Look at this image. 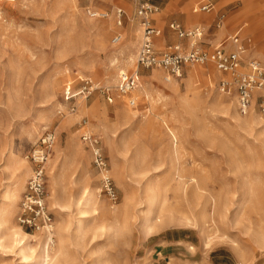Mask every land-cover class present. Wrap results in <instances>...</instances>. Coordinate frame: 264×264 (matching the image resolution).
I'll return each instance as SVG.
<instances>
[{
  "label": "rangeland",
  "instance_id": "rangeland-1",
  "mask_svg": "<svg viewBox=\"0 0 264 264\" xmlns=\"http://www.w3.org/2000/svg\"><path fill=\"white\" fill-rule=\"evenodd\" d=\"M155 2L152 19L163 31L158 50L188 48L169 29L177 22L202 27L208 52L228 37L250 39L240 73L251 60L264 64V0ZM209 2L212 12H202ZM137 7L132 0H0V264H35L44 247L53 264H264L256 242L264 235V92L255 90L243 114L236 78L212 63L187 66L172 82L160 70L138 67ZM190 15L204 20L190 22ZM225 48L234 49L231 42ZM120 72L137 83L124 96L117 92ZM86 80L95 88L87 98L79 95ZM222 80L233 82L231 93L222 92ZM47 132L56 137L46 164L51 233L18 223L34 168L27 156ZM85 134L100 140L116 204L101 190ZM19 160L29 169L23 182ZM216 209L208 231L204 222ZM14 233L28 235L23 253Z\"/></svg>",
  "mask_w": 264,
  "mask_h": 264
},
{
  "label": "built area",
  "instance_id": "built-area-1",
  "mask_svg": "<svg viewBox=\"0 0 264 264\" xmlns=\"http://www.w3.org/2000/svg\"><path fill=\"white\" fill-rule=\"evenodd\" d=\"M137 4V13L141 18L143 34L141 44L137 54V65L151 70H160L164 73V80L172 82L182 77L184 68L194 65H206L212 63L218 71L223 74H231L234 81L238 98L239 108L246 114L253 102L255 90L264 89V64L258 60H251L248 63V72L240 73L239 70L244 65V58L247 47L238 36L228 37L226 41L217 46L213 51H205L202 47L205 31L202 27L190 29L183 28L179 23L173 22L169 25L178 38L189 42L188 48L183 44L167 46L164 50L156 48V39L163 35V32L154 26L152 15L156 13L157 7L152 0H132ZM214 9L212 3H207L201 7L202 12L209 13ZM124 11L118 9L116 17L118 24L122 25ZM100 18L106 14L99 15ZM224 16L219 21V26L223 25ZM119 36L113 39V43H119ZM231 42L234 47L229 51L225 44ZM137 83L134 76L122 72L119 76L117 92L120 96L132 93L136 89ZM233 82L222 80L221 90L224 93H231ZM95 88L90 80L83 81L79 95L89 97ZM72 86L68 85L65 90L66 101H71L75 95L72 94ZM109 90L106 91L107 95ZM108 100L113 102V98L108 96ZM264 105V97H263ZM75 112V108L71 109ZM56 137L53 132H47L27 156V160L33 165V173L28 182L26 194L20 205L18 223L22 228L34 231H45L51 233L53 230V217L49 211L46 193V164L55 145ZM84 142L91 148L93 153L94 168L101 176L102 192L109 198L111 203L118 202V193L114 180L110 173L108 161L103 153L100 140L91 134L83 136Z\"/></svg>",
  "mask_w": 264,
  "mask_h": 264
},
{
  "label": "bare ground",
  "instance_id": "bare-ground-1",
  "mask_svg": "<svg viewBox=\"0 0 264 264\" xmlns=\"http://www.w3.org/2000/svg\"><path fill=\"white\" fill-rule=\"evenodd\" d=\"M103 14V13H102ZM192 17V16H191ZM110 25H112V22H108ZM118 53V52H117ZM121 73V72H120ZM193 73V72H192ZM193 75V74H192ZM173 87H175V86H173ZM150 124H153L155 121H154V119L153 118H150ZM166 123V122H165ZM166 126H167V128H168V130H170V132H172V138H173V140H174V142H175V140H176V135L173 133V130H172V128L168 125V123H166ZM60 152H58L57 151V154L58 155H60L59 154ZM57 161V159H55L54 160V162H56ZM17 162V161H16ZM19 163L17 164V166H16V173L18 174V173H21V175H20V177L22 178V182L23 181H25V179H27V177L29 176V169L26 167V166H23V165H21V160H19L18 161ZM54 170V169H53ZM58 177H59V169H58V171L54 174V180L55 181H57V179H58ZM54 181V182H55ZM198 185V189H200V191H201V187H200V183H198L197 184ZM15 192V191H14ZM8 194V193H7ZM16 196H17V193H16ZM13 203V202H12ZM82 204V203H81ZM165 211H161V215H162V213H164ZM85 212L83 211V210H80V212H79V214L80 215H82V214H84ZM207 213V212H206ZM204 215H205V213H204ZM218 215H219V211H218V209H216V210H214V213H213V215H211V216H209L210 217V219L208 220V221H205L204 223L206 224V227L208 228V231H213L214 230V227L216 226V224H217V217H218ZM208 216V215H207ZM204 217L205 216H203V217H200V219H198V220H195L194 222H193V226H199V224H200V221H201V218H202V222H203V219H204ZM164 219H161L160 221L162 222ZM189 221V220H188ZM162 224V223H161ZM81 228H82V224H81V221H79V224H78V228H77V230H76V232H75V234H76V236L79 234V230H81ZM24 234V233H23ZM27 236L28 235H22V234H20V233H14L13 235H12V242H13V245H16V246H19L20 248H22L21 249V251H22V253H23V251H25V249H26V247H27V244H26V238H27ZM256 242H257V244L259 245V248L260 249H264V235H257V238H256ZM11 244V243H10ZM15 247V246H14ZM16 248V247H15ZM30 250V249H29ZM27 251V250H26ZM32 252V251H31ZM31 252H28V253H31ZM42 252V255H41V257L38 259V260H36L35 261V264H45V263H48V264H53V261H49V252H48V249H46L45 247L43 248V250L41 251ZM25 254V253H24ZM57 255V254H56ZM25 256L27 257V255L25 254ZM29 256H30V254H29ZM241 256H242V258H243V254L241 253ZM27 258H29V257H27ZM25 259V258H24ZM55 259H56V257H55Z\"/></svg>",
  "mask_w": 264,
  "mask_h": 264
},
{
  "label": "crops",
  "instance_id": "crops-1",
  "mask_svg": "<svg viewBox=\"0 0 264 264\" xmlns=\"http://www.w3.org/2000/svg\"><path fill=\"white\" fill-rule=\"evenodd\" d=\"M194 1H197V0H194ZM211 3V2H210ZM153 4L157 7V11H156V13L158 12V10H159V6L157 5V2H155V0H153ZM195 12H198V10H196ZM212 12V11H211ZM210 13V12H209ZM155 16H157V19H159V17H160V15H155ZM191 16V15H190ZM190 16L188 17V20L190 21V22H202L203 20H204V18L201 16V15H192V17L190 18ZM156 20V19H155ZM196 20V21H195ZM171 23H173V22H171ZM170 23V24H171ZM177 23V22H176ZM153 24H154V26L155 27H157L156 25H155V23H154V19H153ZM217 24H219V21H218V23ZM223 26V25H222ZM222 26H219V25H217V28H222ZM247 26V25H246ZM157 28H159V27H157ZM160 29V28H159ZM170 29V28H169ZM161 30V29H160ZM162 31V30H161ZM163 32V31H162ZM132 33V32H131ZM158 38H160V37H158ZM243 41H244V45L247 47V49H249L250 48V46H252V41L249 39H242ZM137 42H134V44H136ZM174 90H176V89H173L172 91H174ZM263 92H264V89H263Z\"/></svg>",
  "mask_w": 264,
  "mask_h": 264
}]
</instances>
